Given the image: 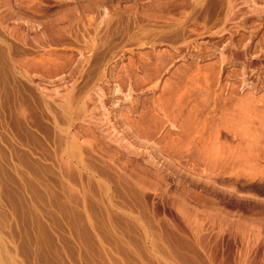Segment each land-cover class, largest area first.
<instances>
[{
    "label": "rangeland",
    "instance_id": "374dc122",
    "mask_svg": "<svg viewBox=\"0 0 264 264\" xmlns=\"http://www.w3.org/2000/svg\"><path fill=\"white\" fill-rule=\"evenodd\" d=\"M0 264H264V0H0Z\"/></svg>",
    "mask_w": 264,
    "mask_h": 264
},
{
    "label": "bare ground",
    "instance_id": "6f19581e",
    "mask_svg": "<svg viewBox=\"0 0 264 264\" xmlns=\"http://www.w3.org/2000/svg\"><path fill=\"white\" fill-rule=\"evenodd\" d=\"M247 2H248V1H247ZM248 3H249V2H248ZM253 4H254V3H253ZM256 5H257V4H256ZM245 110H246V109H245ZM262 111H263V110H261V112H262ZM253 112H254V111H253ZM117 115H118V114H117ZM117 115H116V116H117ZM119 115H120V114H119ZM259 115H260V114H259ZM118 117H119V116H118ZM120 117H121V116H120ZM254 118H255V117H254ZM261 119H262V118H261ZM255 120H256V119H255ZM259 120H260V119H259ZM245 123H246V122H245ZM245 123H244V124H245ZM261 123H263V122H261ZM247 124H248V123H247ZM249 124H250V123H249ZM249 126H250V125H249ZM252 126H253V125H252ZM250 127H251V126H250ZM247 129H248V128H247ZM235 131H236V130H235ZM245 131H246V130H245ZM232 132H234V131H232ZM250 132H251V130H250ZM253 132H254V131H253ZM235 133H236V132H235ZM244 133H245V132H244ZM251 133H252V132H251ZM251 133H250V134H251ZM248 134H249V133H248ZM236 135H237V134H236ZM243 135H244V134H243ZM254 136H255V135H254ZM249 150H250V149H249ZM205 157H206V156H205ZM208 158H210V157H208ZM232 160H233V159H232ZM235 160H236V159H235ZM235 160H234V161H235ZM221 161H222V160H221ZM203 162H204V161H203ZM204 163H205V162H204ZM208 163H209V162H208ZM212 164H213V163H212ZM231 175H232V174H231ZM138 187H139V186H138ZM165 235H166V234H165ZM178 236H179V235H178ZM244 260H245V259H244Z\"/></svg>",
    "mask_w": 264,
    "mask_h": 264
}]
</instances>
